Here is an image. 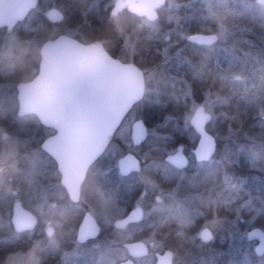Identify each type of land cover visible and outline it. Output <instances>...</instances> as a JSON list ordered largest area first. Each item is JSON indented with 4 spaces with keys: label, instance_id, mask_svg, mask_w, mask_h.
<instances>
[{
    "label": "rangeland",
    "instance_id": "rangeland-1",
    "mask_svg": "<svg viewBox=\"0 0 264 264\" xmlns=\"http://www.w3.org/2000/svg\"><path fill=\"white\" fill-rule=\"evenodd\" d=\"M112 2L38 0L10 32L0 29V264H39L43 252L51 256L49 264H116L127 257L122 243L129 240L147 248L133 264H154L156 253L172 247L173 264H264V251L256 254L255 242L246 238L248 225L264 221V0H165L152 21H134L126 10L112 16ZM50 7L63 16L46 29ZM90 11L105 17L101 26L90 25ZM205 23L214 25L216 41L191 43L188 25ZM55 29L82 42L89 30L119 59L143 67V95L88 168L78 204L68 201L55 162L39 146L50 133L16 127L28 120L16 113L15 85L36 73L39 46ZM111 29L117 35L107 36ZM197 105L210 114L206 128L217 142L205 164L185 146L196 142L189 119ZM135 119L148 124L138 145L130 140ZM180 141L189 155L182 170L162 159ZM125 152L141 160L128 177L116 166ZM120 188L131 195L127 202L142 208L141 220L122 231L111 226L121 210L108 211ZM16 199L39 218L34 231L12 228ZM85 210L101 232L79 243L76 227ZM202 227L211 230L209 242L198 238Z\"/></svg>",
    "mask_w": 264,
    "mask_h": 264
},
{
    "label": "water",
    "instance_id": "water-1",
    "mask_svg": "<svg viewBox=\"0 0 264 264\" xmlns=\"http://www.w3.org/2000/svg\"><path fill=\"white\" fill-rule=\"evenodd\" d=\"M165 0H113L110 15L125 9L129 13L145 18L156 19L158 10ZM37 4V0H0V28L6 32L20 21ZM62 12L55 7L48 8L47 20L58 22ZM214 33L195 32L188 35L193 43H212ZM39 61L36 73L16 86L17 115L33 114L44 127L53 133L44 137L40 148L55 162L59 183L70 199L77 200L80 186L87 168L103 153L109 139L119 127L131 107L142 97L144 76L142 70L132 61H122L111 55L100 39L82 42L65 33L45 39L39 47ZM264 119V113L261 114ZM210 114L202 105H197L189 119L198 135L192 150L195 159L206 160L214 151L215 139L205 129ZM147 127L143 120L135 119L130 127V140L138 145L144 141ZM165 160L177 168L186 165V157L181 146L165 156ZM117 170L124 175L137 171L140 162L137 156L126 152L117 158ZM141 210L134 208L123 218L115 221L118 227L136 221ZM34 215L24 208L20 200L12 204L10 222L16 231L31 228L35 224ZM51 232V228L47 229ZM99 233V226L86 212L78 226L76 239L81 242ZM209 238H205V236ZM199 237L207 241L211 238L208 228L199 232ZM248 240H255L254 251H264V231L251 226L246 231ZM132 256L142 255L145 247L142 242L125 244ZM170 251L158 255L155 264H170ZM118 264H133L130 258Z\"/></svg>",
    "mask_w": 264,
    "mask_h": 264
},
{
    "label": "trees",
    "instance_id": "trees-1",
    "mask_svg": "<svg viewBox=\"0 0 264 264\" xmlns=\"http://www.w3.org/2000/svg\"><path fill=\"white\" fill-rule=\"evenodd\" d=\"M162 10V9H161ZM134 21H139L140 19L138 18V17H134L133 15H131V14H128ZM88 19H89V22H90V25H92V27L93 26H96V28L98 27V26H101L102 25V23L104 22V20H105V17H103L102 15H98V16H95L94 14H92V11H90V13L88 12ZM206 22H208V21H206ZM58 23H56V24H54V23H52V22H49L46 18H44V20H43V26L44 27H46V29H47V27H49L50 25L52 26H54V25H57ZM106 24V23H105ZM209 23H205V24H203V25H198V24H191V25H188V29H187V31H188V33L189 34H191V33H195V32H201V33H210V32H214L215 31V29H214V25H208ZM106 26H107V28L108 27H110V26H108V24H106ZM99 31V30H98ZM60 32V30L59 29H55L54 30V33H52V35L54 36V35H56V34H58ZM92 32H96L97 33V29H93V31ZM108 33H106V35L107 36H110L111 35V37H112V34L113 35H117V33L115 32V31H113V29H111V33H109V31H107ZM86 39H95L96 37H99V35L97 36V35H94V34H91V31H89V30H87L86 31ZM105 35V34H104ZM105 35V36H106ZM52 37V36H51ZM75 37L77 38V39H79V40H81L82 41V38H80L79 36H77V35H75ZM113 39H116V36H113ZM89 40H87V41H89ZM104 47H105V49L111 54V55H113V56H115V57H117V58H120V56L117 54V52L114 50V49H112V48H110L107 44H105L104 43ZM138 65H139V67H141L142 69H143V67H142V65L140 64V63H138V62H136ZM23 118H25L26 120H28L27 121V123L26 122H23V123H20V124H18L16 127L18 128V130H22V132H26V131H29L30 130V128L31 129H45V130H47L49 133H51L52 132V130L51 129H49V128H46V127H43L39 122H38V120H37V118L34 116V115H25V116H22ZM27 117V118H26ZM146 122V121H145ZM262 122V124L261 125H264V120H262L261 121ZM146 124H147V122H146ZM148 125V124H147ZM26 130V131H25ZM261 131L263 132V134H264V128H261ZM260 131V132H261ZM174 134V133H173ZM175 135V134H174ZM172 138H174V137H172ZM111 139H113V137L111 138ZM194 140V139H193ZM191 141L190 143H187V145H185V146H188V147H192L193 145H194V141ZM179 143H181V144H183V143H185L184 141H180ZM264 153V152H263ZM160 156H162V154L160 155ZM98 162V161H97ZM205 164V163H204ZM264 185H263V187H262V190H261V197H262V201L264 202ZM127 194H129V193H127V192H125L124 191V189H122V188H120L118 191H117V193H116V198H115V201L117 202V204H118V207H119V209L121 210V212H123L124 210H126L130 205H131V203L130 202H127V200H129V198H130V196L131 195H127ZM134 194V193H133ZM118 209V210H119ZM116 214H120V213H116ZM255 224H257V222L255 221L254 223H252L251 225H255ZM250 225H248V227H249ZM173 250L176 252V249H175V247H173ZM51 259V256L49 255V254H43L42 255V261H41V263L40 264H49V262L51 261L50 260Z\"/></svg>",
    "mask_w": 264,
    "mask_h": 264
},
{
    "label": "flooded vegetation",
    "instance_id": "flooded-vegetation-1",
    "mask_svg": "<svg viewBox=\"0 0 264 264\" xmlns=\"http://www.w3.org/2000/svg\"><path fill=\"white\" fill-rule=\"evenodd\" d=\"M0 29H3L4 30V28H0ZM205 128H206V125H205ZM206 130H207V128H206ZM209 132V131H208ZM210 133V132H209ZM211 134V133H210ZM212 135V134H211ZM213 136V135H212ZM213 138H214V136H213ZM197 139H198V136H196V142H197ZM215 139V138H214ZM196 142H195V144H196ZM195 144L192 146V148H191V155H192V157L195 159V157H194V155H193V152H192V150H193V148H194V146H195ZM216 144H217V142H216V139H215V146H214V151H215V148H216ZM178 146H181V148H182V153L185 155V157H186V165L183 167V168H177V167H175V166H173L172 164H170L168 161H166L165 160V156L167 155H165L162 159L164 160V162L167 164V165H169L170 167H172V168H175V169H178V170H182V169H185V168H187V166H188V160H189V155H187L186 154V152L184 151V147H183V145L180 143V144H178L177 145V147ZM176 147V148H177ZM214 151H213V153H214ZM213 153L211 154V156L213 155ZM170 154V153H169ZM189 154V153H188ZM210 156V157H211ZM210 157L208 158V159H206V160H197V159H195L196 161H198V162H200L201 164H204V163H206L209 159H210ZM98 159V158H97ZM97 159L95 160V162H97ZM117 162V161H116ZM93 164V163H92ZM91 164V165H92ZM116 166H117V163H116ZM89 168V167H88ZM88 168H87V170H88ZM86 173H87V171H86ZM134 172H129V173H127V174H124V175H122L123 177H128L129 175H131V174H133ZM85 176H86V174H85ZM85 179V178H84ZM83 182V181H82ZM82 185V184H81ZM206 184H203L202 183V186L204 187ZM64 190V189H63ZM64 192H65V190H64ZM65 194H66V196H67V198H68V201L70 202V203H72V204H78L79 203V201H80V196H81V188H80V194H79V198L77 199V200H72V199H70L69 198V196L67 195V193L65 192ZM205 191H204V193L202 194V197H204V198H206V196H205ZM264 194V193H263ZM207 199V198H206ZM21 202V201H20ZM12 204H13V202H12ZM21 204H22V206L24 207V208H26L24 205H23V203L21 202ZM118 207V204H114L113 206H111V208L109 207V212H113V211H115V210H118V209H113V207ZM119 208V207H118ZM134 208H139L140 210H141V216H140V218L138 219V220H136V221H130V222H127L124 226H122V227H118V226H116L115 225V221L116 220H118V219H120V218H123L130 210H132V209H134ZM27 209V208H26ZM27 210H29V209H27ZM33 215H34V217H35V224L31 227V228H26V229H23V230H20V231H16L14 228H13V226H12V228L16 231V232H18V233H27L28 231H34V229H36V228H38L39 227V218L31 211V210H29ZM86 212H88L93 218H94V220L96 221V223L98 224V226H99V233L96 235V236H94V237H97L98 235H100V232H101V227H100V224L97 222V220L95 219V217L88 211V210H85L83 213H82V215H81V217H80V221H79V223L77 224V227H76V233H75V239H76V234H77V230H78V226H79V224L81 223V221H82V219H83V216H84V214L86 213ZM260 212H262V210L260 211ZM11 213H12V205H11ZM11 213H10V216H11ZM260 214V213H259ZM261 218H262V216L261 215H259ZM111 217H113V216H111ZM141 217H142V208L140 207V206H133V205H130L126 210H124L123 212H120V214H117V217H115V218H112L113 220H112V224H111V226H112V229H115V230H119V231H122V230H125V229H127V228H130L131 226H133V225H135L137 222H139L140 220H141ZM257 222V224H255V226H258V227H260L263 231H264V228H263V226H262V224H263V222L264 221H262L260 218H259V220H257L256 221ZM12 225V224H11ZM51 228V232L50 233H48L47 232V229L48 228ZM251 227V225L249 226V227H247V229L248 228H250ZM203 228H208V227H202L201 229H203ZM201 229L198 231V238H199V240L200 241H203V242H209L210 241V239L209 240H207V241H204V240H202L200 237H199V232L201 231ZM209 229V228H208ZM210 230V229H209ZM44 231H45V233L47 234V235H50L51 233H52V231H53V229H52V227L51 226H46V228L44 229ZM211 231V230H210ZM94 237H90V238H87L86 240H84V241H81V242H79L77 239H76V241H78L79 243H83V242H86L87 240H90V239H92V238H94ZM134 241H140V240H129V241H124L123 243H122V247L125 249V251H126V253H127V257H125V258H123V259H121V260H124V259H126V258H130L132 261H134L133 260V258H135L136 256H132V255H130L129 253H128V251H127V248H126V246H125V244L126 243H129V242H134ZM140 242H142V241H140ZM143 243V245H144V247H145V252H144V254H142V255H145L146 254V250H147V248H146V245L144 244V242H142ZM170 251V256H169V258H168V260H169V263L170 264H173L172 263V256L174 255V253H175V251L173 250V247L172 248H165L164 250H162L161 252H158V253H156L155 254V261H154V264H155V262H156V259H157V256L158 255H162L165 251ZM42 253V252H41ZM43 254H49V253H47V252H43L42 253V255ZM142 255H137V256H142ZM121 260H119V261H121ZM41 261H42V256H41V260H40V262H39V264L41 263ZM119 261H117V263L116 264H118V262Z\"/></svg>",
    "mask_w": 264,
    "mask_h": 264
},
{
    "label": "snow or ice",
    "instance_id": "snow-or-ice-1",
    "mask_svg": "<svg viewBox=\"0 0 264 264\" xmlns=\"http://www.w3.org/2000/svg\"><path fill=\"white\" fill-rule=\"evenodd\" d=\"M205 238H209V237L206 235Z\"/></svg>",
    "mask_w": 264,
    "mask_h": 264
},
{
    "label": "clouds",
    "instance_id": "clouds-1",
    "mask_svg": "<svg viewBox=\"0 0 264 264\" xmlns=\"http://www.w3.org/2000/svg\"><path fill=\"white\" fill-rule=\"evenodd\" d=\"M0 74H3V73H0Z\"/></svg>",
    "mask_w": 264,
    "mask_h": 264
}]
</instances>
